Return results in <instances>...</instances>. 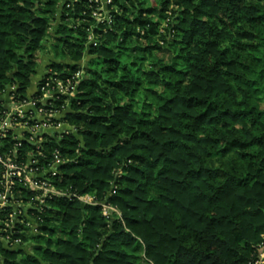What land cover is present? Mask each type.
<instances>
[{
	"label": "trees",
	"instance_id": "1",
	"mask_svg": "<svg viewBox=\"0 0 264 264\" xmlns=\"http://www.w3.org/2000/svg\"><path fill=\"white\" fill-rule=\"evenodd\" d=\"M113 1L93 47L76 20L86 0H0V115L42 58L61 80L85 60L75 95L54 102L71 130L44 135L38 165L58 151L57 189L120 212L56 197L37 235L17 224L29 251L0 241V264H143L139 252L145 264H250L264 233V0ZM162 50L169 59L146 66ZM16 142L7 133L0 154Z\"/></svg>",
	"mask_w": 264,
	"mask_h": 264
},
{
	"label": "built area",
	"instance_id": "2",
	"mask_svg": "<svg viewBox=\"0 0 264 264\" xmlns=\"http://www.w3.org/2000/svg\"><path fill=\"white\" fill-rule=\"evenodd\" d=\"M70 6L66 3V8ZM113 12H117L113 0H86V9L82 14L87 19L76 20L87 24L85 32L88 45L98 46L99 38L114 22ZM83 74L82 63L80 69L66 80L46 70L31 95L19 100L9 93L10 106H5L0 115V139L11 132L17 141L13 150L0 154V241L7 249H25L29 245L20 236L24 231L16 229L17 224L23 225L29 235H37L40 214L48 202L56 197L74 198L83 205L100 206L103 216L107 219L111 217L109 213L112 206L96 200L94 196L57 189L53 180L62 163L58 151L54 152V160L47 166L38 165L39 157H43L40 144L44 141V135L71 130L60 120L65 108H55L54 102L60 97H73ZM22 141L36 149V152H27L24 159L19 152ZM16 184H22L29 191L32 195L30 200L15 195ZM249 263L264 264V233Z\"/></svg>",
	"mask_w": 264,
	"mask_h": 264
},
{
	"label": "rangeland",
	"instance_id": "3",
	"mask_svg": "<svg viewBox=\"0 0 264 264\" xmlns=\"http://www.w3.org/2000/svg\"><path fill=\"white\" fill-rule=\"evenodd\" d=\"M150 2H152V4L153 3H157L156 0H149V2L147 3V5H149ZM166 23H167V20H162V24L160 26V31H162V27L166 26ZM160 44L163 45V42L160 41ZM170 55H171V52H167V51H164V50H162V51H156L153 54V56H148V58L146 59L147 61H145V64H146V66H148V64H149L148 62H153V61H156V60H168L169 57H170ZM46 58L51 59V57H49V56H47ZM81 63L82 64H86V61L85 60H82ZM39 69H40V66L37 67V69H36L37 72L39 71ZM108 213H109V210H108ZM109 214H111V217L113 215L120 216V212H119V210L116 207H112L110 209V213ZM25 250L29 251L30 250V247L29 246H26L25 247ZM138 257H139V262L145 264L144 253L143 252H139L138 253Z\"/></svg>",
	"mask_w": 264,
	"mask_h": 264
},
{
	"label": "crops",
	"instance_id": "4",
	"mask_svg": "<svg viewBox=\"0 0 264 264\" xmlns=\"http://www.w3.org/2000/svg\"><path fill=\"white\" fill-rule=\"evenodd\" d=\"M49 61H50V59L46 58V57H44L40 60V62L38 64V66H40V69L38 72L36 70V74L32 77L31 85L27 90V95H31L32 93H34L36 91L37 83L41 80L42 76L44 75ZM9 93L10 92H6L3 95V100L5 102L6 107L10 106Z\"/></svg>",
	"mask_w": 264,
	"mask_h": 264
}]
</instances>
